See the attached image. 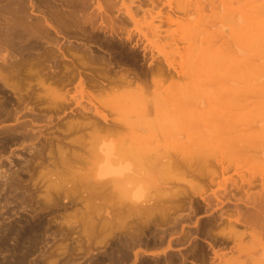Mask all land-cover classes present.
<instances>
[{
    "label": "bare ground",
    "instance_id": "1",
    "mask_svg": "<svg viewBox=\"0 0 264 264\" xmlns=\"http://www.w3.org/2000/svg\"><path fill=\"white\" fill-rule=\"evenodd\" d=\"M146 1L147 3H145V0H5V1L0 0V40H1L0 43L2 41L5 42L4 43L5 56L4 55L1 56L2 54H0V60H2L0 61V69H3L5 66L4 69L5 71L2 72H5V74L3 73L4 74L3 77H5L6 84L8 81L9 85L11 84V87L12 86L15 88L17 87L18 88L17 91L19 92L17 93V98H16L17 103L13 101L14 104H17V108L15 107L16 105L15 106L13 105V103L12 104L9 103L7 97L5 101L0 100L2 101L0 102V108H4L5 110L3 111V113L5 114V121L10 120L11 118L15 119L14 124H12L11 126L7 125V127L5 126L6 150L7 147L9 146V143L12 140L23 141L25 139L29 140L33 137V139L27 142L30 143L31 141L33 142L34 139L36 138L38 139V135L36 134L37 135L36 136L35 133L34 134L32 133V130L35 128L34 126L38 124L37 118L38 119H40L41 117L42 119L44 118L42 123L45 124V127L49 123H52V121H54L52 120L51 116H48V114L46 115L44 113L46 110L49 112L53 111L52 113H56L60 111H65L70 106L71 101L70 98L67 97L68 93L66 95L65 91L64 93L60 91L61 88H64L66 85L72 83H78L77 86L80 87L81 93L83 92L84 95L86 93L88 95V96L86 95V97L87 98L90 97L88 100H90L91 103L94 102L93 100H97L101 97L103 99L105 98L111 102L112 101L114 102L117 100L118 101H121L123 99L125 100L126 97L128 96H132V98L134 96L136 98L133 100L138 99L140 102H142L146 99L145 94L147 92V86H149V83L151 81L153 82L154 86H158L161 85L160 82L168 79H172L174 75H177L182 79L184 83L180 84L178 82L170 81L169 86L179 88L182 91V88L186 89L194 85L199 86L200 84H207L208 87L209 84H213L218 80L219 81L223 80L226 75H231L232 72H238L241 74L240 77H242V83L240 82V86L242 84L241 88L236 89L237 86L236 87L234 86L233 89H235L236 91L233 92L231 91L228 94H226L225 92L226 98L230 100L228 101V103H235L238 101L237 103L239 107L237 108V106L234 105V107L236 106L237 108V109L234 108L236 109V112L234 113L235 115L229 113L231 109L227 110L225 114L226 113L228 114L226 115L225 119L217 120L218 123L217 125L212 126L216 121L215 118L214 119L215 121L212 125L211 124L208 125V123L203 121L202 122L203 125L201 126L202 127L201 129L203 130V132L205 131L207 133L208 132L212 134L213 132H216L217 134L219 133L220 135V136L218 135L219 137H221V135L223 134H228V136H232L231 134L235 135L237 134L235 132H238L236 138L232 139L234 143L232 144L230 143V145H224L225 146L224 148H226L227 151L234 150V152L235 150L240 151L247 148V147L245 148L246 143L248 142V140L251 139L248 138L247 140L245 137L246 135L243 132V127L245 126V122L247 123L245 126L246 128L247 125L249 123L252 124L253 121H256V123L257 122L260 123L263 118V112H264L263 109L264 100L262 99V96H264V94H261V90L264 91V67H263L264 63L261 64V62H264V1H260V0L259 1L258 0H196V1L146 0ZM159 3H161L160 7H158ZM165 5L167 6L166 9L164 7ZM192 8H196L198 10V14L200 13V16H197V18L199 19L197 23H195L197 24L196 27L198 34L193 41V46L187 49L188 50L187 57L182 58L180 54L182 53V51H184V49H181L182 47L180 46V43L189 41V37L188 35L187 36L185 35V39H184L181 35V31H183L186 28V26H184V22H185L184 19L186 20V22H188L187 18L190 17V12ZM208 8L209 10L214 11V13H217L222 17L223 20H221V22L223 23L218 28L207 29L206 25L204 24V22L206 21V15H203L202 12L205 11V9L208 10ZM29 9H33L35 11L34 17L33 16L31 17L29 15L30 13ZM140 21L145 24L140 23ZM165 25L167 27H165ZM171 25L172 27H170ZM150 35L155 37L156 39H160L159 42L163 41L161 42L162 44L159 43L158 40L156 42H151L153 39L152 40L149 39ZM144 39L147 41L149 46H147L143 42ZM132 40L134 41V43L132 42ZM129 43L132 44L130 45ZM140 43L143 44L140 50H143L142 55L144 57L143 60H145L144 63L143 62L139 63V58L137 54L136 47L139 46ZM154 49L157 50V52L160 55L151 54L150 56L151 60L149 61V63H146L147 58L145 54L147 52H150V50L152 51ZM175 54H178L180 56L181 60L179 62L175 61ZM252 56H255V59L254 57L251 59ZM0 76H1V70H0ZM32 81H34L37 86L34 87ZM261 83H263L262 84L263 87L260 86ZM209 86L212 87V85ZM19 87L22 88L23 92L19 91L21 90L19 89ZM85 87L86 88L89 87L94 90L96 89L99 94L97 93L96 96L95 93L97 91L93 90L95 93L92 94L93 91L90 89L92 91L91 92L88 90L89 88L85 89ZM201 88L202 86L200 87V89ZM223 88L225 87L223 86ZM209 90H204V91L208 92ZM43 91H45V93L49 95V97L51 96L50 99L51 101L49 100L46 101V99L42 98L43 96H47L45 94L43 95L44 93ZM189 92L190 91H186L187 94L181 96L183 97L182 99L180 97L179 99L180 102L177 100L175 102L177 103L179 102V104H181L182 101V104L186 103L190 106L185 105L183 107L180 106L181 108L176 107L173 108L171 112H169L168 110V112L174 114L176 110L178 112V109L179 111L181 109V115L183 116L182 118L185 119L184 124L188 128L195 127V130L196 128L199 130V127H197L199 126L197 120L211 115L210 114L211 107L214 106L212 104L214 101L211 103V100H208L207 98V101L204 102L203 105H206L207 102L210 101L209 104H211L212 106L210 105L211 107L210 108L207 107L206 109L200 108L201 101L203 102V100L201 101L196 100L197 96L196 93H194L195 92L194 90H192L191 93ZM209 92L212 91L210 90ZM249 93L250 94L252 93L253 96H255V99H253L254 103L251 108H248L249 98H246L248 97ZM188 94H191V96H189ZM213 95L215 96L214 93ZM194 100L198 102L195 103V105L194 103H192ZM26 102H31L30 104L31 106L30 107L29 105L27 106L29 107L28 110L29 114H26V116H29V118H25L26 117L25 113L20 114L19 110H17L18 107L21 108L20 106L21 105L23 106V104H25ZM32 102L34 103L33 105ZM146 102L147 101L142 102L143 106L140 109V111L142 110V112L141 113L138 112L140 113L138 114L140 115L139 116L140 119L137 121L138 124H136L137 126H135L137 127L136 129H132V127H130L131 123L127 122L125 119L124 120L127 123L124 121L122 122L117 118L108 117V115L102 112L98 107L93 105L92 107H90L89 105L87 106V104L84 103L82 104L80 101H77L76 103V105L78 104L77 108H74L75 110H73V112L76 114V116H78V118H82L86 120L80 119L78 121L77 117L75 116L76 120L68 119L64 122L57 123L56 126L54 127L53 131L55 133L59 129V127L62 128L61 130L59 129L61 131L60 133L62 134V135L60 134V136L58 135L59 138L58 137L54 138L51 136V138L57 140V143L54 142V144L56 143L55 145L56 147L53 149V150L56 149L57 153L52 157L56 159V162L52 160L54 162L53 165L55 166V168L57 167L56 165L57 163L58 164L60 163V165L63 164L68 165L70 162H75V161L80 162L82 160L83 161L85 160V155L82 151H81L82 153H78L79 151H77V153H74L76 151L73 150L72 148L88 151L91 154L94 153L95 155H97L95 157H97L98 160L101 161L103 164L101 167L102 169L99 170V172L97 171V173L95 174L96 176L94 178L92 177V179H89L87 175H81L75 179V183H79L78 185L85 186L87 190V195L85 196L89 197L88 199L90 198L107 199L111 196H114L113 192H105L104 190L100 191L101 189L99 190L98 188L100 187L102 189H105L108 188V186L112 182L113 183L115 182L114 183L115 185L117 182V181H112L114 179L107 177L108 175L111 174L110 171H112L111 166L113 164L111 162V159L113 157L110 155V149L113 148V146L111 145L116 143L119 138L121 139L124 136H129L132 138L134 137L138 140V142L141 141V144L142 141H145L146 143L150 140L151 142L152 138L157 139V135H158L157 131H161L163 128H165L164 126L166 125H163V123L166 122L162 120L158 119L159 120L158 122V121H151L152 119L146 120L147 118L146 119L143 118V116L149 113V108H148L149 104L145 105ZM163 102H164L163 104H165V101ZM172 103L174 102H171V104ZM163 104L161 103L160 105ZM10 105H13V107L11 108H13L14 110L16 108L18 113L13 114L12 112L13 109L11 110ZM135 105H137V103ZM165 107H167V105ZM168 107H169L168 109H170V106ZM214 107L215 109L217 108L220 111L224 110L222 105L218 103H216ZM230 108L233 109V107ZM35 109L36 110L38 109L39 112L35 111ZM16 110L14 112H16ZM138 110L139 108L137 109V111ZM162 110L164 109L161 108L160 110H153V111L155 114H158V112L161 114L164 111L167 113L166 111L167 108L164 111ZM91 111L92 113L95 114V116L97 115L100 119H102V121L100 120L102 124L98 123V121L96 122L94 118H93L94 120H91V115L89 113ZM165 112L162 113L165 114L164 116H166ZM178 113H176V115L177 117H180ZM208 113L210 115H207ZM162 114L159 116H162ZM168 116L166 117L168 118ZM171 116L173 118V115ZM221 116L222 117H218V118H224L223 115ZM177 119L179 120V118ZM0 121H3V118L0 119ZM204 123L206 125H204ZM184 124L182 123L181 126H183ZM252 127L254 126L252 125ZM123 128L125 132L122 130ZM261 128H263V126ZM256 129L257 127H255V130ZM259 129L257 131V135H259L261 131ZM195 130H193L194 133ZM39 131L41 130L39 129ZM39 131L38 134H40ZM71 132H76L77 134L79 132V134L75 135V138H73L74 137L73 136L72 138L69 137L71 139L69 138L66 140L62 139V136L63 137L65 136L67 138V135L70 134ZM203 132L202 134H205ZM252 132H250V134ZM255 132L252 134H255ZM252 134L251 137L253 136ZM34 135L36 136L35 138ZM48 135L50 136V134ZM48 135L45 134L43 136H48ZM110 135H117V137H119L116 139V142L115 141L113 142L111 140L113 142V144L110 145L111 148L108 147L109 146L108 141L107 143H104L106 142V139L103 143L100 142L101 146L98 147L95 146L96 148H94V145L91 143L93 139L94 141L96 138H98V140L99 139L103 140L104 137ZM202 137L203 138L205 137L206 139V135H203ZM223 137L222 139L224 140ZM54 139L49 138L48 145L47 142L46 144L44 143L45 142L44 140L38 139L39 142L34 140L35 142H37L35 143L36 147L34 148H32L34 142L33 143L31 142L32 143L31 148L33 150L35 148L39 150L38 152L40 155L39 154L38 155L34 154V155L35 158L36 156H38V159H40L39 161H41L40 163H42V161L44 162L45 158L47 159V157L49 156L48 154H51L52 149L49 148L51 147L49 146V142L53 141ZM88 139L91 140V142ZM260 139H258L259 140L257 142L258 144L264 141V139L262 141ZM255 140L256 138L254 139V141ZM89 142L90 144L93 145V147L90 144L88 145ZM118 142H120V140ZM179 142L180 141H178V143ZM23 144H25V142ZM132 144H136V143H132ZM138 144L140 145V143ZM52 146L54 147V145ZM63 148H66V151L67 149H70L69 152L70 155L69 153L64 154L63 152L65 149ZM201 148L202 147H200V149ZM204 148L202 150L203 152L198 156L191 155L187 157L185 155L186 156L185 159L181 158L182 160L180 159V161H178V163L180 164L177 163L179 169L177 168L173 169L172 162L174 160L171 162L170 161L164 162L166 160L165 159L163 161L164 163L159 162V163H163V166L162 164L160 165L162 166V169L160 168L162 171L159 168H157V170H160V172L165 171V174L164 172L163 174L166 180L164 181L162 180L163 181L162 184L163 183L168 184L169 180H173L177 182H185V183L187 182L189 188L192 190L191 192L190 189L188 190V188H186L183 190L175 189V191H169V192H167V190L163 191L161 195H159V197L160 198L162 197L164 200L167 199L168 201L169 200L174 201L173 199L177 198L178 196L181 197L186 196V197H184L183 200L177 203L176 202L173 203L170 201V205L168 206L166 205L167 207L164 208L160 206L162 208L158 209L156 205L157 207L156 209H158V211L161 212L159 213V215L162 214L161 218L159 219H157L158 217L155 218V216L158 214L155 213L152 214V212H149L148 210L149 213H144L146 214L145 217L146 221H142V224L138 221L139 224L141 225L149 224L150 226L152 224V228L155 233H158L159 230L158 228H160V230L162 228L163 231H160L159 235L158 234L151 235V233L147 234V232H146L147 235H142L143 233L139 234L141 231L136 233L130 231V233H128L129 232L128 229L130 225H132V223L127 224L125 219L123 220L122 218L119 224L116 222L117 225L119 226L118 228L124 231V233L123 232L122 233L125 234L122 236L119 235L120 237L119 239H122L120 244L119 242H117L111 244V246L109 245L108 247H110V249L109 250L107 249L108 253L104 251L106 254H104L101 257H97L96 259L94 258V260L91 261L90 264H211L212 260H214L213 256L211 257L209 255V253L211 254V252L214 254V256L218 257L221 260V261L219 260L220 263L223 262V264L225 262H226L225 264H248V263L264 264V188L263 187L260 188L258 191H254V192L250 190L249 191L246 190V196L245 195L244 196H245V202L248 204V209L244 213H241L240 216H235V217L227 216L226 218H223L221 216L216 217L214 216L215 214H212L204 219L197 220V223L191 226L192 224H189L192 223L191 214L196 213V211L200 210L202 205L199 204L195 208L193 206H190L191 213L178 212L186 208L185 205L186 200L192 197L191 194H193V192L200 195L201 197H204L203 194L206 193L204 184H200L198 182L197 184L196 182L185 180L186 178L185 172H189V171L194 172L195 174L194 173L193 174L195 175V177H197V179H201L202 181L203 179L208 177L207 179L209 180V182H218L216 183L218 185V188H220V190L221 188L224 189L223 191H220L221 192L220 195L226 194L225 193L227 186L226 178H224L223 181H215V176L217 175V173L213 168H210L211 167L210 165L213 164L212 163L213 161L216 162L219 161L221 163L223 156L222 157L219 156L220 157L219 158L217 156V153H213L214 151L210 152L206 148V150L208 151L207 152ZM36 149L34 150V152L36 151ZM123 149L125 148L123 147ZM29 150L30 149H28V151ZM125 150L127 151L132 149L126 148ZM146 150L148 151L149 149ZM132 152H133L132 154L136 153L134 151ZM141 152L142 151H140L139 153ZM157 153H159V151H157L156 154H154L153 158H155V155H157ZM165 153L163 155H165ZM138 154H136V156H138ZM30 156L32 157V154ZM139 156L141 158V154ZM147 158H149V155H147ZM163 158H167L166 155L165 157L163 156ZM129 160L126 161L129 162ZM151 160L152 158L150 159V161ZM158 160H154V161L158 162ZM32 161L34 160L28 159L27 161L28 163L27 162L26 163L33 164ZM35 161H37V159H35ZM35 161L34 163H36ZM126 161H124L123 163H125ZM174 162L177 161L175 160ZM152 163L155 162H151V164ZM36 165L37 164L33 165V167H36ZM70 166L72 165H69L68 167ZM180 166H182L183 170L180 168ZM29 167L32 168V166ZM68 167L66 166L65 168ZM225 168L226 167L223 166L222 170H225ZM153 169H155V167H153ZM153 169L151 171L154 172ZM127 174L128 173H126L125 176L130 175V172L128 175ZM105 175L106 177H104ZM120 176L118 177V179L120 178ZM130 176H132V174ZM132 177L130 179H133ZM160 177L162 178V176ZM154 179H153V183L155 182V184L156 182H158L156 180H160V179H156V177ZM206 180L204 182H206ZM122 181H125V177ZM232 181H233L232 188L235 189L241 188L239 185H237V183H235L234 179H232ZM242 181L247 183V186L249 187V188L247 187V189L253 187V180L251 177H247V178L242 177ZM157 192L159 191L157 190ZM213 194L215 198L220 197L219 193H217L216 191H214ZM155 198H157V194ZM203 200H205V197L203 198ZM86 201H88L87 198ZM212 202L213 201H211V203ZM116 204L114 206H116ZM147 207L148 206L142 208L145 209ZM130 209L128 210L129 213H130ZM143 216H141V218L144 219ZM114 217H117L116 219H118V216H114ZM143 219H140V221ZM187 219L189 220L188 223L185 222L187 221ZM219 224L224 225V227L220 229L218 232H215V228H217ZM237 224H241L245 226L246 231L239 232L237 228L236 230L235 226H237ZM185 225H188V227L185 228L184 227ZM132 227L133 225L130 228ZM170 227H171L170 229L171 231L168 232L167 229L165 228H168L169 230ZM172 227H176V229ZM134 230L135 229H133V231ZM147 230L149 231V229ZM164 230H166V232H164ZM26 233H29V230ZM164 233L168 234L166 238L162 237L164 236L163 235ZM245 234L246 237L249 238L246 239L248 241V244L243 241ZM174 235L177 237L173 238ZM161 237L164 238L163 241H161L162 240ZM192 237L195 238L192 239ZM114 239L117 240L116 238ZM109 241L110 240H108V242ZM206 241L209 244L211 243L210 245L207 244L209 245L208 247L207 245L204 244V242L206 243ZM229 242L234 244V245L232 244L233 246H230L231 247L230 249L228 248L229 252L231 253L229 256L228 254L226 255L225 253H222L225 249L223 251L220 250L222 252L215 250V247H217L216 249H218V247L219 249H223L222 247H220V245L225 246L226 248ZM175 244L178 246H176ZM166 247L167 248L170 247L168 251H165ZM138 248H143L142 252L148 251L151 252V254L143 253L141 255L140 252H137ZM235 248L237 252L235 254H232L233 253L232 250H234L235 252ZM257 249H259L258 253L260 256L254 255L257 252ZM156 250H158L156 253L152 252ZM139 251H141V249ZM44 256L41 257L44 258ZM256 257L259 260L258 263L254 262ZM24 258L25 257H17L15 262L13 263L8 262L6 264H23L22 262ZM214 261L216 262V260Z\"/></svg>",
    "mask_w": 264,
    "mask_h": 264
},
{
    "label": "rangeland",
    "instance_id": "2",
    "mask_svg": "<svg viewBox=\"0 0 264 264\" xmlns=\"http://www.w3.org/2000/svg\"><path fill=\"white\" fill-rule=\"evenodd\" d=\"M3 1H5V0H3ZM160 1H166V0H160ZM193 1H196V0H193ZM260 1H264V0H260ZM145 3H147L146 0H145ZM160 4L161 3H159L158 7H160ZM164 7H165V9L167 8L166 5ZM206 9H205V11L202 12V14L206 15V21L204 22V24L206 25L207 29L218 28L219 26H221V24L223 23V22H221V20H223L222 17L219 14L214 13V11L209 10V8H208V10H206ZM29 10H30L29 15L31 17L32 16L34 17L35 11L33 9H29ZM197 16H200V13L198 14V10L196 8H192L191 12H190V17L187 18L188 22H186V20L184 19V21H185L184 26H186V28L183 31H181V35L184 39H185V35L186 36L188 35L189 41L180 43V46L182 47L181 49H184V51H182V53L180 54L182 58L187 57V55H188L187 49H189V47L191 48L193 46V41L198 34L197 27H196L197 24H195V23H197V21L199 19V18H197ZM28 19H30V18H28ZM140 23H142V22L140 21ZM142 24H145V23H142ZM165 27H167V26L165 25ZM170 27H172V25ZM173 27H174V25H173ZM149 39H151V40L153 39L151 42H156L157 40L159 42V40H160V39H156L155 37H153L151 35L149 36ZM132 42L134 43L133 40H132ZM143 42L147 46H149L145 39ZM161 42H163V41H161ZM161 42H159V43H161ZM1 43H0V47L2 45V47H1L2 50L0 48V51H1L0 54H2L1 56H3V55L5 56V50H4L5 49V47H4L5 42L2 41ZM189 43H191V44H189ZM142 46H143V44L140 43L139 46L136 47L138 58H139V63L145 62V60H143L144 57L142 55L143 50H140V48ZM151 54L160 55L157 52V50H155V49L152 51L150 50V52H147L145 54V56L147 58L146 63H149V61L151 60V57H150ZM253 57L255 59V56H252L251 59ZM180 60H181L180 56L178 54H175V61L179 62ZM0 61H2V60H0ZM263 63L264 62H261V64H263ZM4 69H5V66L3 69H0L1 70L0 100L5 101V99L7 97L9 103H11V104L13 103V105L14 106L16 105L15 107L17 108V104H14V102H16L17 93H19L17 91L18 88L17 87L15 88L13 86L11 87V84L9 85L8 81L6 84L5 77H3L5 72H2V71H5ZM240 76H241L240 73L232 72L231 75H226L225 78L223 79L225 81L227 80L226 82L223 80H221V81L218 80L217 82H214L213 84H209V85H212V87L209 85L207 87V84H200L199 86L194 85V86H190L186 89L182 88V91L179 88L169 86L170 81L178 82L180 84L184 83L182 81V79L180 77H178L177 75H174L172 77V79H168V80L160 82L161 85H158V86H154L153 82L151 81L149 83V86H147V92L145 94L146 99L144 101H142V102L147 101L146 102L147 104L145 103V105L149 104L148 105L149 113H147V115L144 114L145 116H143V118L144 119L147 118L146 120L152 119L151 121H158L159 122V120H162V121L166 122V123H163V125H166V126H164L165 128L162 129L164 131H162V130L157 131L158 132L157 133L158 134L157 139L152 138L151 142L149 140L146 143H145V141H142V144H141V141L138 142V140L136 138H134V137L132 138L129 136H124V137L121 136L123 138V139L121 138L122 140L119 137H117V135H110V136L104 137L103 140L102 139L98 140V138H96L95 141L93 139L92 142H91V140L88 139L94 145V148L101 146L100 142L103 143L106 139V142H104V143H107V141H108V145H109L108 147L111 148L110 145L113 144L114 141L116 142V139L119 138L116 143L111 145L114 148V150H113V148L110 149V155L113 157V158L112 157H110V158H112L111 162L113 164L111 166V168H112L111 169L112 171H110L111 174L108 175V173H107L108 178L110 177V178L114 179L112 181H117L116 185L114 184L115 182L114 183L112 182L108 186V188L102 189V188L98 187L99 190L101 189L100 191L104 190L105 192H113L114 196H111L107 199L106 198H97V199L96 198H90V199H88L89 197L85 196V195H87V190H86L85 186L84 185H78L79 183H75V179L78 178V176L87 175L89 179H92V177L94 178L96 176L95 174L97 173V171L99 172V170L102 169L101 167L103 164L101 161L98 160L97 157H95L97 155H95L94 153L91 154L88 151H83V150H80L77 148H72L73 150L76 151V152L73 151L74 153H77V151H79L78 153H82V152L84 153L85 160L84 161L82 160L83 163H82V161H80V162L75 161V162H70V163L68 162L69 163L68 165H66V164L60 165V163L59 164L57 163L56 164L57 167L55 168V166L53 165V163H54L53 161L56 162V159H54L52 157L57 153L56 149L53 150L56 147L55 145L57 143V140H55L54 138L58 137V135L60 136V134H61L60 130L62 128L59 127L60 130L58 129L55 133L53 131L54 127L56 126L57 123L64 122L68 119L69 120L70 119L76 120V117H77L78 121L80 119H82V118H78V116H76V114L73 112V110H75L74 108H77V105H78V104L76 105L77 101H80L82 104L83 103L87 104V106L89 105L90 107H92V105H93V106L98 107L102 112L106 113L108 115V117L117 118V119L121 120L122 122L127 121V122L131 123L130 127H132V129H136L137 127H135V126H137L136 125V124H138L137 121L140 119L139 118L140 115H138V114H140L142 112V110L140 111V109L143 106L142 102H140L138 99H136L138 101L133 100L136 98L134 96H133V98H132V96H128V97H126L125 100L123 99L124 101L123 100H121V101L117 100V101L111 102V101H109L105 98L103 99L101 97L97 100H93L94 102L91 103L90 100H88L90 97L87 98L86 93H85V95L83 92L81 93L80 87L77 86L78 83H72V84L66 85L64 88H61L60 91H62V93H64V91L66 92V95L68 93L67 97H69L70 101H71L70 106L65 111H60V112H56V113H52L53 111L49 112L46 110L47 112L45 111L44 113L46 115L48 114V116L52 117V120H54V121H52L53 124L49 123L45 127V124L42 123L44 118L43 119H42V117L40 119L37 118L38 124H36L37 126L36 125L34 126L36 129L34 128L35 130L34 129L32 130V133L33 134L35 133V135L37 134L38 139L44 140L45 141L44 143L46 144V142H47V145H48L49 138L55 140V141L53 140V141L49 142V146H51L49 148L52 149V151H51L52 155L48 154L49 156L48 155L47 156L50 159L47 156H45V157H47V159L45 158L44 162L42 161V163H40L41 161H39L40 159H38V156H36V158H35V155L39 154V152H38L39 150L35 148L37 152L36 151L34 152L35 149L34 150L32 149V148L36 147L35 143L39 142V140L37 138H36L37 140L34 139L37 142H35L33 140V142H34L33 146H32V143H33L32 141H31L32 143L31 142L27 143L31 139H33V137L29 140H26V139L23 140L25 142V144H23L24 143L23 141L12 140L13 142L11 141L9 143V146L7 147V150H6V147H5V126L7 127V125L11 126L12 124H14L15 119L11 118L10 120L5 121V114L3 113V111H5V110H4V108H0V111H1L0 113L2 114V115L0 114V119L3 118V121H0L1 122L0 123V149L2 148L0 150V264H6L8 262L13 263V262H15L17 257H25L23 259V262H22L23 264H42L43 260H44L43 264H90V262L93 261L94 258L96 259L97 257H101L104 254H106L104 251L107 252V249L108 250L110 249V247H108L109 245L111 246V244L117 243V242H119V244H120L122 239H119L120 238L119 235L122 236L125 234H123L124 231H122L120 228H118L119 226L117 225V223L119 224V222L122 220V218H123V220L125 219L127 224L132 223L133 227L135 226L137 229H140V230H137L135 227L130 228L132 226V225H130V227L128 229V231H129L128 233H130V231L133 233L141 231L139 234L143 233L142 235H147L150 233H151V235H154V234L159 235V232L163 231L162 228H161V230H160V228H158L159 229L158 233H155L153 228H152V224L150 226H149V224L141 225L142 221H146L145 220L146 214H144V213L152 212V214L155 213V214L159 215V213H161L160 211H158L159 208L167 207L168 205H170V201L173 203L174 202H176V203L180 202L181 200H183L184 197H186V196H183V197L178 196L177 198L173 199L174 201H172V200L168 201L167 199L164 200L162 197L161 198L159 197V195H161V193L163 191L167 190V192H169V191H175V189L176 190H183L186 188H188V190L190 189L187 182L185 183V182H177V181L169 180L168 184L163 183L164 184L163 185L162 182L164 180H166L164 177L165 171H163L164 174H163V172H160V170L162 169L163 163L167 162V161L171 162L173 160L174 161L176 160L177 162H174V161L172 162L173 163L172 166H173V169H176V168L179 169V166L177 165V163H178V161H180L181 158L185 159L186 156L188 157L191 155L198 156L199 154H201L203 152L202 150L204 147H205L204 148L205 150L207 148L208 151H210V152L214 151L213 153H217L218 157L223 156L221 163L219 161H217V162L213 161L212 162L213 164L210 165L211 166L210 168H213L217 173V175L215 176V181H223V179L226 178V181H227L226 190L227 189H229L230 191L233 190V191H235L236 194H239L241 196H244V195L246 196V191L244 192L243 188L245 190H248V191L250 190L253 192L258 191L262 187L264 188V141L260 144L257 143L259 141L258 139H260L262 137L263 138L260 140L262 141L264 139V134H263V132H264V112H263V118H262L260 123H258V122L256 123V121H253L252 124L249 123L247 125L248 129L245 127L247 124L246 122H245V126L244 125H243L244 127L242 126L243 132L246 135L245 136L246 139L248 140V138H250L251 140H248V142L246 143L245 148L246 147L247 148L240 150V151L235 150V152H234V150H231L232 151L231 152L229 150L227 151V149L224 148L225 147L224 145H230V143L231 144L234 143V141H232V139L236 138V135L238 134V132H235V133H237L235 135L231 134L233 137L228 136V134H223V135H221V137H219L220 136L219 133L218 134L216 132H213V134L210 132L207 133L205 131L203 132V130L201 129L202 128L201 126L203 125V123H202L203 121L208 123V125L209 124L212 125L214 123V121L216 120L212 126L217 125L218 124L217 120L225 119L226 115L228 114V113L225 114V112L227 110L231 109L229 113H231L232 115H235L234 113L236 112V109L239 107L238 103H237L238 101L235 103H228V101H230V100H228L225 95L231 91L232 92L236 91L235 89H233L234 86L235 87L237 86L236 89H239L242 87V84L240 86V82L242 83V77H240ZM32 84L34 85V87L37 86L34 81H32ZM262 84L263 83H261V85H260L261 87H263ZM201 86H202V88H201L202 90L200 89ZM213 86L214 87L217 86V87L214 88ZM223 86L225 88H223ZM261 87H260V90H261ZM88 88L89 87H87V88L85 87V89H88ZM210 88H212V89H210ZM19 89H21L19 91L23 92L22 88L19 87ZM90 89L92 91L94 90L92 88H89L88 90L91 91ZM198 89L200 90V92ZM209 89L212 92H209L210 91ZM185 90L190 91L189 93H191V91L194 90L195 91L194 93H196V96H197L196 100H198V101L203 100V102L201 101L200 108L206 109L207 107L210 108L212 106L211 104H209L210 101L207 102L206 105H203L204 102L207 101V98H208V100H211V103L214 101L212 103L214 106L216 103H218V104L222 105V107L224 108L223 111H220L217 108L215 109L214 106H212L211 112H210L211 115L209 113L207 114L210 116L202 118L205 120H202L201 118L199 120H197V122L199 123L198 124L199 126H197V127H199L200 132L197 128H196V130H198V131L195 130V127L188 128L184 124L185 119L182 118L183 116L181 115V109H180V111L178 109V112H180V113H178L176 109H175L176 111L174 112V114L169 113L173 110V108H176V107L181 108L185 105L190 106L186 103L182 104V101H181V104H179L180 97L187 94ZM204 90H209L208 91L209 93L207 91H204ZM218 90H219V92H218ZM94 91H97V90L95 89ZM94 91L92 92V94L95 93ZM43 92H42L43 95L44 94L47 95L45 93V91H43ZM225 92H226V94H225ZM5 93H7V94H5ZM97 93H98V91L95 93L96 96H97ZM213 93L215 94V96L213 95ZM261 94H264V91L261 90ZM188 95L191 96V94H188ZM219 95H222V96H219ZM249 95H251V96H249ZM249 95L246 98H249L248 99V108H251L253 106V103H254L253 99H255V96H253L252 93L251 94L249 93ZM262 97L264 100V96H262ZM42 98L46 99V101L47 100L51 101L50 100L51 96L49 97V95L43 96ZM182 98L183 97H181V99ZM10 99L12 100V102ZM176 100L179 102L178 103L175 102ZM196 100H194L192 102V103H194V105H195V103H198ZM2 101H0V102H2ZM163 101H165V104H163L164 103ZM171 102H174V103L171 104ZM136 103H137V105H135ZM161 103L163 105H160ZM25 104H27V105H25ZM25 104H23V106L22 105L20 106L22 109L18 107L17 110H19L20 114L25 113V116H26V114H29L28 110H29V107L31 106L30 105L31 102H26ZM33 104L34 103L32 102V105ZM13 105H10V108L13 107ZM28 105H29V107H27ZM166 105H167V107H165ZM234 105H236L237 108H236V106L234 107ZM168 106H170L171 110L168 109L169 108ZM25 107H27L28 109ZM230 107H233V109ZM260 107H262V106H260ZM16 108H15V110H16ZM69 108H71V109H69ZM138 108H139V110L137 111ZM161 108L164 110H166V108H167V110H166L167 113L164 110H162V111H164L166 113V116L169 115L171 118H172L171 115H173V118L171 119L169 116L167 118L166 116H164L165 114H162L164 112L161 113L162 116H159V115H161L159 112H158V114L154 113L153 110H160ZM234 108H236V109H234ZM1 109H3V110H1ZM12 109L13 108H11V110ZM23 109L27 112H25ZM46 109H48V108H46ZM15 110L13 109V111H12L13 114L18 113L17 110H16V112H14ZM20 110H22L23 112ZM168 110H169V112H168ZM35 111L39 112L38 109L37 110L35 109ZM138 112H140V113H138ZM89 113L91 115V120L95 119L96 122L98 121V123L102 124V122H100V120L102 121V119H100L97 115L95 116V114L92 113V111ZM176 113H178V115L180 117H177ZM182 113H184V112H182ZM174 115H175V117H174ZM221 115H223L224 118H218V117H222ZM23 118H24V116H23ZM25 118H29V116H26ZM177 118H179L180 121ZM97 119H99V120H97ZM82 120H86V119H82ZM40 122H41V124H40ZM181 122L184 124L183 126H181V124H182ZM179 123H180V125H179ZM40 125H41L42 129H41ZM177 125L179 126V128ZM204 125H206V124L204 123ZM252 125L254 127H252ZM262 126H263V128H261ZM38 127L41 131H39ZM255 127H257L256 130H255ZM182 128H183V130H182ZM37 129H38L40 134H38ZM258 129L261 130L259 135H257ZM89 130H87V131H89ZM122 130L124 131V128ZM193 130H195V133ZM33 131H35V132H33ZM36 131H37V133H36ZM167 131H169V132H167ZM249 131L250 132L253 131L252 133H254L255 131L256 132H255V134L251 133L253 135L251 137V134ZM45 132H47V133H45ZM202 132L205 134H202ZM248 133L250 134V136ZM45 134L46 135L50 134V136L49 135L43 136ZM53 134H55L57 136H55ZM78 134H79V132H78ZM78 134L76 132H71L70 134L67 135V138L65 136L64 137L62 136V139L66 140L69 137L72 138L73 136H74L73 138H75V135H78ZM196 134H197V136H196ZM35 135H34V138L37 136V135L36 136ZM39 135H41L42 137ZM203 135H206V139H205V137L204 138L202 137ZM207 135H208V138H207ZM51 136L54 138H51ZM209 136H210V138H209ZM222 137L224 138V140L222 139ZM230 137H231V139H230ZM71 138H69V139H71ZM255 138H256V140L254 141ZM134 139H135V142H134ZM119 140H120V142H118ZM129 141H130V143H129ZM178 141H180L179 142L180 144L178 143ZM249 141L251 144L249 143ZM54 142H56V143L54 144ZM90 142L88 143V145L90 144ZM93 142L96 144H94ZM131 142L136 143L137 145L132 144ZM50 143H51V145H50ZM138 143H140V145ZM92 144H90V145H92ZM115 144H117V145H115ZM52 145H54V147ZM93 145H92V147H93ZM157 145H158V148H157ZM210 145H211L212 149L210 148ZM220 145H222V146H220ZM31 146H32V148H31ZM123 147L125 149L128 148V149H132V150L126 151L125 149H123ZM140 147H142V148H140ZM200 147H202V148L200 149ZM209 148H210V150H209ZM28 149H30V150L28 151ZM63 149H65L63 152L64 154H67L70 152V149H67V151L69 150L68 152L66 151V148H63ZM136 149L138 150V152ZM146 149H149V150L147 151ZM122 150H124L125 152ZM139 150L142 152L139 153L140 152ZM120 151H121V153H120ZM128 151H129V153H128ZM130 151H131V153H130ZM132 151H134L136 153L132 154L133 153ZM157 151H159L160 154L157 153V155H155V158H156L155 159L153 157ZM145 152L147 155H149L150 159L152 158L151 161L149 158H147V155L145 154ZM117 153H118V155H117ZM164 153H165L167 158H163V156L165 157V155H163ZM167 153H169V154H167ZM31 154H32V157H34V158H32L30 156ZM112 154H114V155H112ZM129 154H130V156H129ZM136 154H138V156H136ZM140 154H141V158L139 156ZM69 155H70V153H69ZM158 155H160V156H158ZM170 155H171V157H170ZM133 156H134V158L135 157L136 158L134 159ZM137 157H139V158H137ZM169 157L171 160L169 159ZM228 157H230V158H228ZM142 158H143V160H142ZM28 159H31L34 161H35V159H37V161H35L36 163H34V161H32L33 164H31L30 162H29L30 164H27ZM125 159L126 160L130 159V160L128 162ZM158 159H161V160H158ZM154 160H158V162L154 161ZM124 161H126L125 162L126 164L123 163ZM151 162H155V163L151 164ZM159 162H163V163H159ZM144 163H146V164H144ZM35 164H37L36 167H33V165H35ZM161 164H162V166H160ZM178 164H180V163H178ZM69 165H72V166L68 167ZM114 165H115V167H114ZM29 166H32V168H34L35 170ZM66 166L68 168H65ZM116 166H117V169H116ZM223 166L226 167L225 170H222ZM153 167H155V169H153ZM157 168H159V169L161 168V169L157 170ZM180 168L182 169V166H180ZM48 169L49 170L53 169V170L49 171ZM54 169H56V170H54ZM113 169L116 171H114ZM142 169H143V171H142ZM152 169L154 170L155 173L153 171H151ZM129 172H130V175L132 174L133 177L128 175ZM174 172H176V171H174ZM190 172L191 171L185 172V177H186L185 180H188V181L190 180V181H193L196 183L198 182L200 184H204L206 193H204L203 195L205 197V200L210 203V204L208 203L209 205L207 204V207L205 209L201 206L200 210L196 211V213L191 214L192 223H189V224L194 225L197 223V220H201V219H204V218H206L212 214H215V210L211 209V205H212L211 201L215 200L218 203H220L217 198L223 197L222 195H220V193H221L220 191H223L224 189L221 188V190H220V188H218V185L216 184L218 182H209V180L207 179L208 177L203 179V181H202L201 179H197V177H195L194 172H191V173ZM126 173H128L127 175L129 177L125 176ZM119 176H120V178L118 179ZM160 176H162V178ZM104 177H106V175ZM124 177H125V181H122L124 179ZM131 177L133 179H130ZM138 177H139V179H138ZM155 177H156V179H160V180H156L159 183L158 182H156V184H155V182L153 183V179ZM242 177H244V178L251 177L253 180V187H251L250 189H247V187H248L247 183L242 181ZM128 178H129V180H128ZM232 179H234L235 183H237V185H239L241 188H239V189L232 188L233 187L232 186V182H233ZM205 180H206V182H204ZM118 181H120V182H118ZM154 181H155V179H154ZM117 183H120L121 185L117 184ZM181 187H183V188H181ZM98 188H97V191H98ZM107 189H108V191H107ZM111 190H113V191H111ZM157 190L159 192H157ZM214 191L219 193L220 197L215 198L214 194H213ZM191 192H192V190H191ZM156 194H157V198H155ZM191 195H192V197L190 199L186 200V204H185L186 208L184 210L178 211L179 213L180 212L191 213L190 212V210H191L190 206H193L195 208L196 206H198L202 202V200L204 198V197H201L200 195H198L194 192ZM86 198L88 201H86ZM164 202L167 204H165ZM153 203H154V205H153ZM101 204H103V205H101ZM115 204H116V206H114ZM128 204L130 205V207ZM156 205H157L158 209H156L157 208ZM145 206H148L147 207L148 209L142 208ZM160 206H162V207H160ZM129 209H130V213L128 211ZM148 210H149V212H148ZM124 213H125V215H124ZM204 214H206V215L204 216ZM143 215H145V216H143ZM158 215H156L155 218H157V217H158L157 219L161 218L162 214L159 216ZM114 216H118V219H116L117 217H114ZM126 216H128V217H126ZM141 216H143L144 219L141 218ZM128 218H130V219H128ZM136 218H138L139 220ZM35 219H36V221H35ZM140 219H143V220L140 221ZM138 221L141 224H139ZM188 221L189 220L187 219V221H185V222L188 223ZM37 224L39 225V227ZM136 225H138V226H136ZM188 225H185L184 227L187 228ZM102 226L104 227V229ZM11 227L12 228L14 227L13 228L14 230ZM27 227H29V228H27ZM223 227H224V225L219 224V226L217 228H215V232H218ZM172 228L176 229V227H172ZM236 228L238 229L239 232L240 231H243V232L246 231V227L241 225V224H237V226H235V229ZM27 229L29 230V233H26V232H28ZM133 229H135L137 231H135V230L133 231ZM147 229H149V231ZM165 229H167L168 232L171 231L170 230L171 227L169 228V230H168V228H165ZM101 230H103V231H101ZM24 232H25V234H24ZM146 232H147V234H146ZM164 232H166V230H164ZM163 235L164 236H162V237L166 238L168 234L164 233ZM175 235H178V234H175ZM175 235L173 238L177 237ZM244 236L245 237L243 238V241L248 244V241L246 239H249V238L246 237V234ZM219 237H221V236H219ZM34 238L35 239L37 238V239L35 240ZM114 238H116L117 240H115ZM194 238L195 237H192V239H194ZM163 239L164 238H162L161 241H163ZM108 240H110L109 241L110 243L108 242ZM112 241H114V242H112ZM204 244L207 245L209 243H207V241H206V243L204 242ZM232 244L233 243L229 242L227 244L226 248H225V246L220 245V247H222L223 249H219V247H218V249H219L218 250V249H216L217 247H215V250H217V251L222 250L223 251L225 249L223 252L222 251H220V252L225 253L226 255L228 254V256H229L231 254L229 252V249L231 248L230 246L234 245V244L233 245ZM209 245H207V247ZM249 245H250V243H249ZM176 246H178V245H176ZM167 247L165 248V251H168L170 248V247L169 248H167ZM140 249H141V251H139ZM142 249L143 248H138L137 252H140L141 255L143 253H150L151 254V252H148V251L142 252ZM157 251L158 250L152 251V252L156 253ZM258 251H259V249H257V252L254 254L255 256H260ZM232 252H233L232 254H235L237 252L236 248H235V252H234V250H232ZM209 255L211 257L213 256L214 260H216V262H215L214 260H212L213 259L212 258L211 264H223V262L220 263L221 260L218 257L214 256V254L212 252H211V254L209 253ZM41 256H44L45 259ZM254 262H256V263L259 262L257 257L255 258ZM248 264H253V263H248Z\"/></svg>",
    "mask_w": 264,
    "mask_h": 264
},
{
    "label": "flooded vegetation",
    "instance_id": "3",
    "mask_svg": "<svg viewBox=\"0 0 264 264\" xmlns=\"http://www.w3.org/2000/svg\"><path fill=\"white\" fill-rule=\"evenodd\" d=\"M243 191L246 190L243 188ZM226 195H222V198H217L220 203L213 200L211 209L215 210L216 217L226 218L227 216L235 217L240 216L241 213H244L248 209V204L245 202V196L236 194L235 191L227 189L225 191ZM201 204V203H200ZM208 202L202 200V207L204 209L207 207ZM206 214H204L205 216ZM193 226V225H191Z\"/></svg>",
    "mask_w": 264,
    "mask_h": 264
},
{
    "label": "crops",
    "instance_id": "4",
    "mask_svg": "<svg viewBox=\"0 0 264 264\" xmlns=\"http://www.w3.org/2000/svg\"><path fill=\"white\" fill-rule=\"evenodd\" d=\"M262 99H263V97H262Z\"/></svg>",
    "mask_w": 264,
    "mask_h": 264
}]
</instances>
